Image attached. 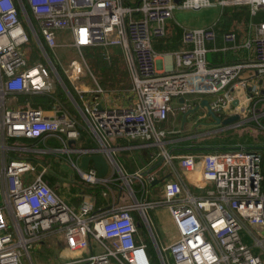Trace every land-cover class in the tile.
<instances>
[{
    "label": "built area",
    "instance_id": "built-area-1",
    "mask_svg": "<svg viewBox=\"0 0 264 264\" xmlns=\"http://www.w3.org/2000/svg\"><path fill=\"white\" fill-rule=\"evenodd\" d=\"M215 5L249 6L252 16L264 10V0H0V264H34L32 249L55 233L74 255L51 264H153L145 234L161 264H264L242 235L250 225L260 231L256 242L263 243L260 147L177 151L169 148L175 132L162 126L175 99L188 113L207 98L222 118L239 114L228 127L254 119L264 129V20L252 18L243 35L218 32L214 24L188 27L185 47L168 52L172 68L158 65L165 52L154 40L167 35L175 10ZM60 32H68L64 46L80 51L122 49L132 81L123 91L127 104H103L108 91L97 80L91 88L76 84L75 61L69 70L60 67ZM219 36L222 44L215 45ZM218 50L231 60L212 64L209 53ZM58 85L78 105L98 145H77L81 126L60 98L49 108L8 103L19 94L56 93ZM117 139L155 147L162 164L125 171L112 153ZM47 140L55 144L36 147ZM13 150L65 153L87 184L107 180L93 167L82 168L80 157L107 153L132 200L94 206L85 199L71 206L46 178L49 164L38 167ZM176 163L185 173L199 171L205 188L193 191L178 178L160 177Z\"/></svg>",
    "mask_w": 264,
    "mask_h": 264
},
{
    "label": "rangeland",
    "instance_id": "rangeland-1",
    "mask_svg": "<svg viewBox=\"0 0 264 264\" xmlns=\"http://www.w3.org/2000/svg\"><path fill=\"white\" fill-rule=\"evenodd\" d=\"M219 7L217 6H209L200 9H192V8H178L176 11V17L186 24H200L202 21L205 22L210 15L218 14ZM264 17V12H261L259 18ZM237 27L243 31L246 28V25L243 23H237ZM69 40L68 35L65 33L58 35V47L55 49L56 57L59 60L60 67L62 69H70L72 65V61L76 62V67L73 69V73L75 75L76 84L80 86H88L89 78L86 74L94 77L91 81L94 83L95 80L103 84L105 89L111 94V100L115 103H123L126 101L127 96L123 95L124 89H126L130 85V77L128 74V70L125 66L124 56L118 47H112L108 53L110 54V58L99 59L95 55H91L88 51H80L73 49L68 46H64L63 44ZM98 60V61H97ZM166 61L168 63L172 62L171 54L166 55ZM78 65L81 70H78ZM193 98V97H191ZM67 100V99H66ZM10 105H22L27 106L30 105L32 102L29 99H22L19 98L16 101H8ZM68 101L65 102L67 106V111H70V114L76 116L78 123L81 126L82 134L79 137V144L82 146H90V145H98L99 142L95 140L93 135L88 131L87 126L85 123L75 114V112L69 108ZM262 107V104L260 105ZM196 110L190 111L189 113L193 117L192 125L194 126L197 124L195 131H191V134H196L195 138H190L188 136L187 139H182L183 136L179 131L174 133L172 136V140L177 139L176 142L179 143H172L174 145H170L169 148H181L183 152H185L188 148H192L193 146H203V147H210L216 148L218 146H226V145H238V144H247L249 146L260 147L264 148V129L262 126H259L254 119L247 120L243 125H233L231 128L227 130H218V125H215L214 121L208 118V113L206 107L204 105H199L196 107ZM180 113V114H179ZM181 112L176 111V115L171 114L169 120L165 123L170 131L173 129L174 121H178L180 119ZM191 117V118H192ZM199 126V127H198ZM178 128V127H177ZM192 128V127H191ZM197 130V131H196ZM197 136V137H196ZM195 141H194V140ZM181 140V141H179ZM194 141V142H193ZM55 144L53 140H47L40 142L41 147H45V145L52 146ZM174 146V147H173ZM226 148V147H222ZM188 151V150H187ZM56 158L60 164H64L65 168L69 169V172L73 174V180L75 184H80V178L78 177V170L77 168L70 162L67 158L65 153L57 152ZM68 155V154H67ZM41 156V155H39ZM37 157L40 160V157ZM130 159L133 162L138 161L137 155L134 154ZM59 164V165H60ZM61 167V165H60ZM61 183V184H60ZM58 185L64 189L68 185L62 180ZM122 184V183H121ZM64 191H67L65 188ZM154 196V194L152 195ZM152 248L155 247L154 241L151 239L150 241ZM156 249V247H155ZM44 250V252H43ZM47 252H46V251ZM88 252H85L83 255H87ZM33 258L35 264H41L46 262L47 260L54 259L59 261L57 263H61L63 261H68L72 259L74 253L65 246L59 237H51L45 238L44 243H39L36 245L35 248L32 249ZM263 257V256H262ZM65 258V260H64ZM157 260L158 264L160 263L159 258L155 254L154 257ZM48 263V262H47Z\"/></svg>",
    "mask_w": 264,
    "mask_h": 264
},
{
    "label": "crops",
    "instance_id": "crops-1",
    "mask_svg": "<svg viewBox=\"0 0 264 264\" xmlns=\"http://www.w3.org/2000/svg\"><path fill=\"white\" fill-rule=\"evenodd\" d=\"M175 1L178 4V3H180L181 0H175ZM215 6H217V5H215ZM217 7H219L218 14H213L212 13L210 15V17L205 22L202 21L200 24H193V25L181 22L176 17V11H177L178 8L175 10L174 18H173V25L168 30L167 35L162 40L155 39V42H154V45H155L156 49L159 52H161V53L165 52V54L161 55L159 60H158V65L161 68L163 67V69H166V68L170 69L173 66V57H172V62L171 63H168L166 61V55L169 54L168 52H170L172 50H175V49H179V48H184L185 47V44H184L183 39H182V35H183L184 29H186L188 27H202V26L217 24V22L220 20V18L222 16V13H223V10H224V6H220L219 5ZM261 12H264V10L259 11L258 14H256V15L259 16V13H261ZM256 15H254V16H256ZM252 18L253 17H251L250 20ZM253 19H255V18H253ZM255 20L256 21H262L264 19H260V20L259 19H255ZM246 28H247V24H246ZM63 33H65L66 35L68 34V32H60L59 34H63ZM244 33L245 32H243V34ZM216 44H219V45L222 44V39H221L220 36L217 38V42L215 43V45ZM166 46H172L173 48H170V49L167 48L168 50H165ZM91 47H93V46L84 47L83 50L87 51ZM71 48L78 50L75 47H71ZM118 48L120 49V51L123 54L122 49L120 47H118ZM211 53H215V52H210L209 53V56H210L209 58H211ZM123 56H124V54H123ZM124 62H125V66H126V68L128 70L125 58H124ZM128 74H129V70H128ZM91 75H92L91 77L93 78L94 75L93 74H91ZM86 76L90 80L89 81L90 85H88V86L85 85L84 87H86V88L94 87L95 86V82L93 83L91 81L92 78L90 77V75L86 74ZM129 77H130V74H129ZM131 84H132V81H131V77H130V85ZM33 94H39V93H33ZM75 95H77V93H75ZM106 97H108V98L102 101L103 104H105V105L120 104V103H115V102H113L111 100V94L109 92L106 95ZM19 98L26 99V98L21 97L20 94H19L17 96V98L15 99V101L18 100ZM77 99H79L78 96H77ZM128 101L129 100L126 99V101H124L121 104H127ZM68 103H69L68 104L69 108L72 109L75 112V114L78 113L77 115L79 116L80 119H82V114L80 113V111H79V109L77 107L78 105L77 104L75 105L72 102L70 103L69 101H68ZM173 104H174V110L169 113L168 119L162 124V126L164 128H166L167 130H169V128H171V127H169V126L167 127V125L165 123L169 120V118H170L172 113H173V115H176V111H180L181 112L180 119L178 121H176V120L174 121L175 123L173 125L174 127L172 128L173 129L172 131H174L175 133L177 131H179V133H181L183 136L185 135V137H181V140L183 138L187 139L188 136L190 138H195L196 134H191L192 133L191 131H195V129L197 127V124H195L194 126H191L192 122H193L192 121L193 117L191 116V114L189 112L188 113L184 112L180 108V104H181V99L180 98H177V100L175 99ZM205 107H206L205 111H207V113H208L207 106H205ZM215 125H218V130L217 131H219V130H227V129L231 128V127H228V126L226 127L223 124L215 123ZM81 132H82V130H81ZM181 140H179V141H181ZM176 141H177V139L173 140L170 143V145H174L176 143H179V142H176ZM172 143H174V144H172ZM77 145L78 146H82L81 144H79V142H78ZM40 146H41L40 144L36 145V147H40ZM84 146H86V145H84ZM88 146H86V147H88ZM90 146H94V145H90ZM111 146L113 147L114 152H112V153H113L116 161L122 166V168L125 171H127L129 173H131V172H133V171H135V170H137L139 168L146 167V166L157 167V166H159V164H162V162H163L161 160V158L157 155V149L155 147H153V146H150V145L134 144V143L129 142V141L124 140V139H117V141L112 142ZM233 146H236V145H233ZM222 147H232V146L231 145H226V146H221V147L218 146L215 149H220ZM176 149H178L177 151H183L181 148H175L174 150H176ZM215 149L213 148L212 150H215ZM187 150L191 151L189 148ZM34 152H36L37 156L41 155V156H39L41 161L39 159L37 161L38 162V164H37L38 167H42L44 164H46V165L49 164L50 173L48 174V176H52V177L54 176V178H55V180H50V181L48 180L49 183L63 197V199L67 203H69L71 206L78 207V206H80V204L85 199L91 200L93 202L94 206L106 205V204H109V203H111L113 201H118L119 203H121V202H126V201H131L132 200V197L129 195V193L126 190V188H124L122 186L123 185V181H122L121 178H119L118 170L114 167V165H111L110 162H109V164H110L109 173L105 177H100L99 176L100 178H102V180H107V181L99 182L97 184H87V183L83 182V180L80 178V176L78 174V177L80 178L81 181H80V184H75V181L73 180L72 172H69V169L67 171V169L65 168L64 164H60L59 163V161L56 158V154L55 153L42 152V151L40 152L38 150L34 151ZM13 153L14 154H20L18 151H15ZM49 154H50V157H49ZM134 154L137 155V160L138 161H136V162H133V160L130 159V156L132 157ZM51 155H52L53 158L51 157ZM104 155L107 157V159L109 161L108 154L104 153ZM77 156H78V154H76V152L73 153L72 154V159L76 160L78 158ZM143 156H144V158H143ZM147 156H148V159H147ZM46 159L49 160L48 163L47 162H43V160H46ZM80 159H81V157H80ZM146 159H147V161H145ZM59 164L61 165V167H60ZM79 164H80V161H79ZM80 166H81V164H80ZM88 167L95 168L92 164H90ZM172 167H173V169H172ZM161 173L163 175H160V177H168L169 179L170 178H178V179H180L181 182H183V184H185L186 186H189L191 188V190H193V191H202L205 188L204 180H202L199 171L185 173L184 170L181 168V166L178 163H176L174 166L168 167V169H166V168L162 169ZM97 174H98V172H97ZM62 180L68 185L67 187H65L67 189V191H64L65 188L62 189L58 185L60 182H62ZM97 188H100L99 192L97 191ZM251 228H255V227H252L250 225L249 226L246 225V226L243 227V230H242L243 238L249 245L252 246V248L255 251V253L259 254L261 257L263 256L262 258L264 260V237H263V243L262 244H258L256 242L255 236L256 235H261L259 233L260 231L254 230V232H253V230H251ZM253 233L255 235H253ZM156 234H157V238L159 239V241L161 243L166 242L165 236L162 235L159 232V229H156ZM47 237H49V238H51V237H57L58 238L59 237V239H61L62 242L64 244H66L65 243V239H64V237H63V235L61 233H55V234H52V235H48ZM151 239L152 238L150 237V235L145 234V240H146L147 245H148L147 249H148L150 257H151V259L153 261V264H158L157 260L154 259L155 254L157 255V252H156L155 247L152 248V246L150 244L151 243L150 242ZM41 243H44V241L41 242ZM43 252H44V250H43ZM157 257H158V255H157ZM32 259H33V262L35 264V261H34V258H33V254H32ZM64 260H65V258H64ZM57 262H59V261H56L54 259H51V260L49 259L46 262L41 263V264H51V263H57ZM29 264H31V263H29Z\"/></svg>",
    "mask_w": 264,
    "mask_h": 264
},
{
    "label": "trees",
    "instance_id": "trees-1",
    "mask_svg": "<svg viewBox=\"0 0 264 264\" xmlns=\"http://www.w3.org/2000/svg\"><path fill=\"white\" fill-rule=\"evenodd\" d=\"M259 15H260V13H259ZM256 16H252L251 15L249 6H230V5H227V6H224V10H223L222 16H221L220 20L217 22V24H215L214 26H215V28L217 29L218 32H222V31L231 29V30L236 31L239 35H242L243 32H246V28H245V30L241 31L237 27V23L238 24L239 23H243L244 25H246L251 17H253L255 19H259V20L260 19H264V17L259 18V16H257V17ZM162 39H164V37L163 38H158L157 40H162ZM154 42H155V40H154ZM167 48L170 49V48H173V47L172 46H166L165 50H168ZM87 51L91 55H95L99 59L102 58L104 60V59L110 58V54L109 53H105L101 49V47H96V46L95 47H91ZM212 52H215V53H211L210 62L212 64L227 63V62H229L231 60L230 59L231 54L228 53V52H223V51H220V50L212 51ZM104 62H105V60H104ZM64 79L68 83V80H67V78L65 76H64ZM20 96L23 97V98L29 99L32 102L31 105L34 106V107L49 108V107H51L52 102L55 101L56 98H60L64 102H67L66 94L64 93L63 89L59 85L57 87L56 93H53V94H47V93L20 94ZM208 118H210V120L211 119L214 120L211 116H208ZM212 149L213 148L203 147V146H193L192 148H190V150L192 152L210 151ZM176 150H178V149H176ZM259 150L262 152L263 159H264V148H259ZM13 152H15V151H13ZM19 153L27 156L34 163L38 164V162H37L38 161V158H37L38 156L36 155V152L26 150V151H21ZM49 157H50V154H49ZM51 157H52V155H51ZM143 158H144V156H143ZM147 159H148V156H147ZM147 159L145 161H147ZM43 162H47L48 163L49 160L46 159V160H43ZM47 176H46V178L49 181L50 180H55L54 176L53 177L52 176H48L47 177ZM97 191L99 192L100 188H97Z\"/></svg>",
    "mask_w": 264,
    "mask_h": 264
},
{
    "label": "water",
    "instance_id": "water-1",
    "mask_svg": "<svg viewBox=\"0 0 264 264\" xmlns=\"http://www.w3.org/2000/svg\"><path fill=\"white\" fill-rule=\"evenodd\" d=\"M204 106H207L208 114L214 119V122L217 124H223L224 126H228L229 124L233 123L234 121L239 119V114H233L222 118L220 115L216 114L208 105V99L204 98L202 100ZM237 100L235 101V104ZM70 144H76V140H70ZM79 149H81L79 147ZM80 164L83 168H87L90 164H92L98 172V176L105 177L110 170V164L107 157L102 152H87L82 154L80 159Z\"/></svg>",
    "mask_w": 264,
    "mask_h": 264
}]
</instances>
